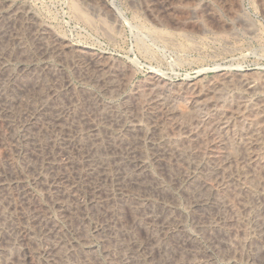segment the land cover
<instances>
[{
  "label": "rangeland",
  "instance_id": "1",
  "mask_svg": "<svg viewBox=\"0 0 264 264\" xmlns=\"http://www.w3.org/2000/svg\"><path fill=\"white\" fill-rule=\"evenodd\" d=\"M0 5V16L24 8L48 31L46 48L27 42L29 20L19 16L13 33L26 35L27 44L1 59L6 70L0 71V97L7 90L10 103L0 109V243L12 254L1 246L0 264H29L23 253L27 244L35 264H125L119 256L128 238L121 239L119 229L128 228L143 245L149 237L134 225L139 208L132 200L141 189L119 187L114 175L136 170L139 160L147 166L141 200L169 218L173 235L160 236L164 243L180 249L178 237L190 235L200 264H264V217L257 214L264 200V0H4ZM53 38L70 49L61 53ZM82 51L98 62L81 58ZM23 66L35 68L38 77H24ZM8 70L18 73L20 84L38 87L2 82ZM37 102L45 103L46 111L25 125L24 116ZM26 135L39 146L21 143ZM127 151L135 157L124 155ZM163 151L192 160L158 158ZM95 155L117 158V164L112 159L108 173L96 169L86 175ZM203 183L215 205L196 208L193 195ZM214 206L220 219L209 228L202 212ZM107 224L117 236L102 229ZM19 231L26 243L16 239ZM50 244L59 248L54 259L46 253ZM138 253L134 258L146 264L160 260L156 253L151 259Z\"/></svg>",
  "mask_w": 264,
  "mask_h": 264
},
{
  "label": "bare ground",
  "instance_id": "2",
  "mask_svg": "<svg viewBox=\"0 0 264 264\" xmlns=\"http://www.w3.org/2000/svg\"><path fill=\"white\" fill-rule=\"evenodd\" d=\"M0 2H2V3H4V0H0ZM261 3V2H260ZM7 4V3H6ZM5 5V4H4ZM1 6V5H0ZM6 6V5H5ZM24 6V5H23ZM150 6V5H149ZM143 8V7H142ZM1 9V8H0ZM196 9V8H195ZM193 11V10H192ZM90 12H92L91 10H90ZM95 12V11H94ZM195 13V12H194ZM198 13V12H197ZM199 13H200V11H199ZM211 13V12H210ZM1 14V13H0ZM9 14V13H8ZM6 14V15H3V16H0V71H5L6 70V68H4L5 66H4V63H2L1 62V59L9 52V50H11V48H15L16 49V47L17 48H19V50L20 49H23V47L25 46V43L27 44V42H31V41H33L34 42V45H37L38 47H44V48H46L45 47V39H47V32H46V30L43 28V27H41L40 25H38L37 23H38V21H37V23H36V20H34V19H32V16H29L30 14L28 13V11H26L24 8L23 9H15L14 11H12L11 12V14ZM19 16H24V17H27L28 19L27 20H29L28 22H29V26L28 27H30V29H31V32H30V34L32 35V38H31V40H29V41H27L26 42V35H25V37H22L21 35H15L14 33H13V28L14 27H16V25L17 24H19V23H17L16 24V21L17 20H20V19H17ZM237 16V15H236ZM20 18V17H19ZM25 20V19H24ZM27 20H25L26 22H27ZM24 21V22H25ZM241 21V20H240ZM21 22H22V20H21ZM198 23V22H197ZM22 25H23V23H21ZM27 24V23H26ZM105 24V23H104ZM116 24V23H115ZM248 24V23H247ZM97 25V24H96ZM238 25V24H237ZM249 25V24H248ZM18 26H20V25H18ZM196 28V27H195ZM27 29H29V28H27ZM248 29V28H247ZM103 31V30H102ZM17 32V31H16ZM18 33V32H17ZM23 33V32H22ZM53 35V34H52ZM24 36V35H23ZM29 39V38H28ZM27 39V40H28ZM54 40V43H55V46H56V49L58 50V51H60L61 53H62V51H65V50H68V49H70V47H69V45H67L63 40H59V39H55V38H53ZM52 41V42H53ZM5 43V44H4ZM32 43V42H31ZM3 44L5 45V46H3ZM28 45H30V44H28ZM33 45V44H32ZM27 46V45H26ZM31 46V45H30ZM29 47V46H28ZM43 48V49H44ZM29 49V48H28ZM40 49V48H39ZM55 49V50H56ZM46 50V49H45ZM44 50V51H45ZM54 50V49H53ZM14 51H16V50H14ZM21 51V50H20ZM28 50H26V52H27ZM33 51V50H32ZM52 51V50H51ZM72 51V50H71ZM78 51V50H77ZM85 51V50H84ZM22 52V51H21ZM24 52V51H23ZM30 52V51H29ZM60 52H58V53H60ZM83 52V51H82ZM79 53L78 52V54L81 56V58L82 57H88L90 60H95V61H97L98 62V60H96V59H94L93 58V54L91 55L89 52H83V53ZM19 53V52H18ZM28 53V52H27ZM31 53V52H30ZM30 53H29V55H30ZM54 53V52H53ZM64 53V52H63ZM93 53V52H92ZM9 54V53H8ZM7 54V55H8ZM16 54V53H15ZM22 54V53H21ZM20 54V55H21ZM74 54V53H73ZM10 55V54H9ZM27 55V54H26ZM68 55H69V53H68ZM78 55V56H79ZM23 56H24V54H23ZM76 56V55H75ZM26 58H27V56H25ZM29 57H31V55L29 56ZM62 57V56H61ZM25 58V59H26ZM105 58V57H104ZM6 59V58H5ZM12 59H14V58H12ZM20 59V58H19ZM79 60V59H78ZM102 60V59H101ZM101 60H99L100 62H101ZM33 61V60H32ZM58 61V60H57ZM75 61V60H74ZM60 63V62H59ZM104 64V63H103ZM111 64V63H110ZM114 64H116V63H114ZM34 66V65H33ZM37 66V65H36ZM78 66V65H77ZM8 68V67H7ZM10 68V67H9ZM57 68V67H56ZM1 69H3V70H1ZM54 69V68H53ZM71 69V68H70ZM77 69V68H76ZM32 70V71H31ZM31 70H28L27 68H25V66H23V67H21L20 68V71H21V73H23L24 74V77H25V74L26 73H30V74H34V77H36L35 76V74H36V72H37V70L36 71H34L35 70V68H33L32 67V69ZM42 71V70H41ZM48 71V70H47ZM52 71V70H51ZM57 71V70H56ZM80 71V70H79ZM97 71V70H96ZM17 72H18V69H17ZM44 72V71H43ZM62 72V71H61ZM123 72V71H122ZM3 73V72H2ZM5 73V72H4ZM38 73H39V71H38ZM38 73H37V75H38ZM49 73V72H48ZM59 73V72H58ZM104 73V72H103ZM106 73V72H105ZM113 73V72H112ZM18 73H15L13 70H8V72L6 73V75H5V77H6V79H4L2 82H11L12 83V85L15 83V85L14 86H19V87H22V88H24V89H34V88H37L36 87V84H38V83H34V84H20L19 82H17V80H16V78H18V75H17ZM23 74H21V76L23 75ZM51 74V73H50ZM65 74V73H64ZM111 74V73H110ZM80 76V75H79ZM101 76V75H100ZM20 77V76H19ZM26 77H28V75H26ZM32 77V76H31ZM38 77V76H37ZM36 77V78H37ZM40 77H42L41 75H40ZM82 77V76H81ZM86 77V76H85ZM111 77V76H110ZM52 78V77H51ZM120 78V77H119ZM251 78V77H250ZM39 79V78H38ZM43 79V78H42ZM225 79V78H224ZM44 80V79H43ZM64 80V79H63ZM84 80V79H83ZM98 80V79H97ZM107 80V79H106ZM226 80V79H225ZM34 81V80H33ZM4 82V83H5ZM26 82V81H25ZM113 82V81H112ZM126 82V81H125ZM245 82V86H247L248 88H254V86L255 85H252V83L253 82H248V81H244ZM3 83V85H5ZM116 83V82H115ZM118 83V82H117ZM240 83V82H239ZM6 84H8V83H6ZM68 84V83H67ZM66 84V85H67ZM9 85V84H8ZM7 85V86H8ZM59 85V84H58ZM2 86V85H1ZM6 86V87H7ZM11 86V85H10ZM60 86V85H59ZM100 86V85H99ZM107 86V85H106ZM122 86V85H121ZM262 86V85H261ZM3 87V86H2ZM9 87V86H8ZM103 87V86H102ZM13 88V87H12ZM1 89H4V88H1ZM8 89V88H7ZM15 89V88H14ZM5 90H6V88H5ZM44 90V89H43ZM79 90V89H78ZM42 91V90H41ZM53 91H56V90H53ZM67 91V90H66ZM90 91V90H89ZM108 91V90H107ZM113 91V90H112ZM131 91V90H130ZM258 91V90H257ZM1 92H4V91H1ZM27 92V91H26ZM168 92V91H167ZM211 92V91H210ZM5 93H6V95H7V90L5 91ZM9 93V92H8ZM33 93V92H32ZM40 93V92H39ZM56 93V92H55ZM10 94V93H9ZM50 94V93H49ZM81 94V93H80ZM198 94V93H197ZM4 93H2V97H0V109L1 110H4V109H6L7 107H6V105L8 104V103H10V101L8 100V96H6ZM73 95V94H72ZM87 95V94H86ZM159 95H160V93H159ZM238 95V94H237ZM15 96V95H14ZM88 96V95H87ZM115 96V95H114ZM44 97V96H43ZM65 97V96H64ZM72 97V96H71ZM77 97V96H76ZM91 97V96H90ZM111 97V96H110ZM70 98V97H69ZM79 98V97H78ZM85 98V97H84ZM174 98V97H173ZM13 99V98H12ZM91 99V98H90ZM95 99V98H94ZM206 99V98H205ZM259 99V98H258ZM73 100V99H72ZM100 100V99H99ZM152 100V99H151ZM193 100V99H192ZM21 101V100H20ZM85 101V100H84ZM102 101V100H101ZM130 101V100H129ZM147 101V100H146ZM171 101V100H170ZM196 102H197V100H195ZM260 101V100H259ZM61 102V101H60ZM83 102V101H82ZM92 102V101H91ZM112 102V101H111ZM235 102V101H234ZM20 103V102H19ZM72 103V102H71ZM75 103V102H74ZM86 103V102H85ZM136 103V102H135ZM173 103V102H172ZM206 103V102H205ZM229 103V102H228ZM93 106H95V107H97L96 106V101H93L92 103H91ZM24 105V104H23ZM105 105V104H104ZM151 105V104H150ZM226 105V104H225ZM230 105H232V104H230ZM263 105V104H262ZM11 106V105H10ZM19 106V105H18ZM69 106L71 107V108H73V107H75V105H73V104H69ZM161 106V105H160ZM26 107V106H25ZM91 107V106H90ZM106 107V106H105ZM155 107V106H154ZM216 107V106H215ZM232 107V106H231ZM45 108H47L46 107V104L45 103H40L39 105H38V102H37V106H35V108L33 107L32 108V112L33 113H31V114H27L26 113V115L24 116L25 117V120H24V124L25 125H28V123H30L31 121H36L37 120V118H39L41 115H43V113L46 111L45 110ZM94 108V107H93ZM114 108V107H113ZM140 108V107H139ZM152 108V107H151ZM19 109V108H18ZM24 109V108H23ZM96 109V108H95ZM99 109H100V107H99ZM76 110V109H75ZM87 110V109H86ZM94 110V109H93ZM103 110V109H102ZM140 110V109H139ZM157 110V109H156ZM250 110V109H249ZM80 111V110H79ZM95 111V110H94ZM220 111V110H219ZM256 111H257V109H256ZM11 112H13V111H11ZM58 112V111H57ZM87 112V111H86ZM116 112V111H115ZM137 112V111H136ZM150 112V111H149ZM94 113V112H93ZM97 113V112H96ZM145 113V112H144ZM3 114V113H2ZM49 114V113H48ZM68 114V113H67ZM87 114V113H86ZM146 114V113H145ZM150 114V113H149ZM24 115V114H23ZM61 115V114H60ZM82 115V114H81ZM80 115V116H81ZM89 115V114H88ZM112 115V114H111ZM147 115V114H146ZM6 116V115H5ZM55 116H57V115H55ZM75 116V115H74ZM90 116V115H89ZM123 116V115H122ZM131 116V115H130ZM169 116V115H168ZM219 116V115H218ZM59 117V116H58ZM96 117V116H95ZM125 117V116H124ZM134 117V116H133ZM16 118V117H15ZM65 118V117H64ZM75 118V117H74ZM110 118V117H109ZM1 119V118H0ZM76 119V118H75ZM95 119V118H94ZM98 119V118H97ZM105 119V118H104ZM107 119V118H106ZM220 119V118H219ZM121 120V119H120ZM159 120V119H158ZM164 120V119H163ZM98 121V120H97ZM133 121H134V119H133ZM136 121V120H135ZM168 121V120H167ZM32 122V123H33ZM38 122V121H37ZM80 122V121H79ZM137 122V121H136ZM149 122V121H148ZM18 123V122H17ZM40 123V122H39ZM108 123V122H107ZM113 123V122H112ZM160 123V122H159ZM38 124V123H37ZM93 124V123H92ZM94 124H96V123H94ZM153 124V123H152ZM161 124V123H160ZM173 124V123H172ZM25 125H23V126H25ZM30 125V124H29ZM77 125V124H76ZM108 125V124H107ZM138 125V124H137ZM136 124L135 125H133V126H137ZM150 125V124H149ZM81 126V125H80ZM86 126V125H85ZM166 126V125H165ZM26 127V126H25ZM82 127V126H81ZM92 127H93V125H92ZM95 127V126H94ZM137 127H139V126H137ZM136 127V128H137ZM160 127V126H159ZM163 127V126H162ZM225 127V126H224ZM11 128V127H10ZM19 128V127H18ZM131 128V127H130ZM133 128H135V127H133ZM24 129V128H23ZM160 129H162V128H160ZM15 130V129H14ZM13 130V131H14ZM34 130V129H33ZM79 130V129H78ZM102 130V129H101ZM30 131H32V130H30ZM37 131H39V130H37ZM97 131V130H96ZM95 131V132H96ZM100 132V131H99ZM14 133V132H13ZM134 133V132H133ZM189 133V132H188ZM28 134V133H27ZM102 134V133H101ZM117 134V133H116ZM121 134V133H120ZM153 134V133H152ZM30 135V134H29ZM32 135V134H31ZM110 135V134H109ZM125 135V134H124ZM127 135V134H126ZM151 135V134H150ZM135 136V135H134ZM33 137V136H32ZM40 137V136H39ZM92 137V136H91ZM147 137V136H146ZM93 138H94V136H93ZM104 139V138H103ZM113 139V138H112ZM112 139H110V140H112ZM184 139V138H183ZM182 139V140H183ZM35 140V139H34ZM32 138H30V137H28L27 135L26 136H22L21 137V139H20V142L21 143H24V144H26V142H32V146L35 148H37L38 146H39V144H37L36 142V140L34 141ZM152 140V139H151ZM11 141V140H10ZM90 141V140H89ZM107 141H109V140H107ZM113 141V140H112ZM112 141H109L108 143H110V142H112ZM122 141V140H121ZM173 141V140H172ZM145 142V141H144ZM13 143H16V145L19 147V144H21V143H19V141L18 140H14L13 141ZM90 143V142H89ZM107 143V142H106ZM129 144V143H128ZM112 145H114V142H113V144ZM108 146H110V148H108L109 149V151L111 150V147H113V146H111V145H107V147ZM14 147V146H13ZM106 147V146H105ZM116 147V146H115ZM126 147V146H125ZM15 148V147H14ZM120 148V147H119ZM155 148V147H154ZM16 149H17V147H16ZM33 149V148H32ZM90 149V148H89ZM135 149V148H134ZM31 150V149H30ZM128 150V149H127ZM156 151H157V149H156ZM167 151V150H166ZM115 152V149H113V150H111L110 151V153L111 154H115L114 153ZM138 152H140V151H138ZM164 152V151H163ZM16 153V152H15ZM124 155H126V156H130V157H135L134 156V154L132 153V152H130V151H127L126 152V154H124ZM191 155V154H190ZM138 156V155H137ZM159 157L158 158H160V159H162L163 157H166V156H169V158H166V159H170V158H174L176 161H177V163L178 162H180V163H184V162H187V161H189V160H192V159H189L190 157L187 155V154H166L165 152L164 153H162V154H159L158 155ZM95 157H96V163H95V165H91L88 169H86V172H85V174L86 175H93L94 174V172L96 171V169H100L101 171H103L104 173L107 171V173H108V171H109V167L111 166V165H113L112 163H111V161L110 160H112L113 159V157H111V159H110V157L108 156V155H106V157H102V155H95ZM157 157V156H156ZM155 157V158H156ZM93 159V158H92ZM132 159V158H131ZM144 159V158H143ZM164 159V158H163ZM6 160V159H5ZM116 160H117V158H116ZM116 160L115 159H113V163L115 164H117V162H116ZM120 161L121 160H123V158H122V156L120 157V159H119ZM124 160H125V158H124ZM175 160H173V161H175ZM194 160V159H193ZM163 161V160H162ZM169 161H171V160H169ZM200 161V160H199ZM152 162V161H151ZM172 162V161H171ZM92 163V162H91ZM120 163V162H119ZM123 163V162H122ZM136 163H138V166H137V168H136V170H134V171H128L127 169H125L124 170V168H123V173H122V175H120V174H115L114 175V178H118L119 180H120V182H119V180L117 179V181H118V185H119V187H121L122 185L124 186H126V185H130L131 187H134V188H136V190L137 189H141V192L139 191L135 196H137V198H135V200H132L133 201V203L134 204H136V208H139V210H138V216H137V218H135L134 219V225H135V227L137 226L138 228L140 227V228H144L145 229V231H146V233H147V236L149 237L148 239V242L149 243H146V244H140V243H138L137 242V240L135 239V238H133V236H131V233H129V232H131V231H127V229L125 230V229H123V227L122 228H120L119 230H120V232H119V234L122 236V238L121 239H123L124 237H126V238H128V244H126L125 246H121V248L120 247H118V248H120V249H125V250H123V251H125V253L123 254H121V256H119L120 258H121V261H123L125 264H146V262L144 261V260H141V257H139L140 258V260H139V258L138 259H135L134 258V255H136V254H139L138 252H141L142 254H144L145 256H144V259H151L150 257H151V254H152V256L154 255L155 256V253L157 254V255H159V258H160V260L158 261V262H156V264H200V260H199V258L197 257V254H196V251H195V249H196V246H193V237L192 236H188V235H180L178 238V240L180 241V246L182 247L183 246V248H180V249H178L177 247H175V248H173L172 249V247L171 246H169V245H167L166 243H164L162 240L163 239H160V236H165L166 234L167 235H169L170 233H172V232H170L171 231V229H170V227H169V222L167 223V221H169V218L167 217V216H160L158 213H156L155 211H154V209H152V207L150 208L149 206H147V204H145V201L144 200H141V198H142V196H140V194H144V193H146V191H147V185L145 184V182H146V180H145V178L147 177V174H146V177H145V172L147 171V166L145 165V163L143 162V160L142 161H137ZM165 163V162H164ZM168 163V162H167ZM175 163V162H174ZM10 164V163H9ZM12 164V163H11ZM126 164V163H125ZM130 164V163H129ZM170 164V163H169ZM169 164H167V166L169 165ZM173 164V163H172ZM176 164V163H175ZM12 165H14V164H12ZM25 165V164H24ZM72 165V164H71ZM86 165V164H85ZM119 165V164H118ZM165 165V164H164ZM185 165V164H184ZM5 166V165H4ZM9 166V165H8ZM23 166V165H22ZM84 166V165H83ZM166 166V167H167ZM182 166V165H181ZM29 167V166H28ZM136 167V166H135ZM80 169V168H79ZM111 169H112V167H111ZM188 169V168H187ZM204 169V168H203ZM209 169V168H208ZM117 170H120V169H117ZM77 171V170H76ZM199 171V170H198ZM97 172V171H96ZM95 172V173H96ZM100 172V171H99ZM102 172V173H103ZM184 172H185V170H184ZM212 173V172H211ZM20 174V173H19ZM100 174V173H99ZM204 174V173H203ZM168 175V174H167ZM79 176V175H78ZM106 177L107 176H110V175H105ZM149 176V175H148ZM112 177V176H111ZM184 177V179L186 178L187 179V176L186 175H184L183 174V176H182V178ZM92 178H94V177H92ZM98 178V177H97ZM101 178V177H100ZM149 178V177H148ZM155 178V177H154ZM127 179V180H126ZM147 179V178H146ZM150 179V178H149ZM148 179V180H149ZM207 179V178H206ZM211 179V178H210ZM147 180V181H148ZM84 181V180H83ZM89 181V180H88ZM91 181V180H90ZM116 181V180H115ZM150 181V180H149ZM151 182H152V180H151ZM106 183V182H105ZM119 183H122V184H119ZM148 183V182H147ZM157 184V183H156ZM193 184V183H192ZM196 184V183H195ZM198 184V183H197ZM196 184V186L198 187V185ZM201 184V183H200ZM6 185V184H5ZM92 185V184H91ZM109 185V184H108ZM116 185V184H115ZM154 185V184H153ZM194 185V184H193ZM16 186V185H15ZM122 186V187H123ZM148 186H149V184H148ZM151 186V185H150ZM150 186H149V189H152V188H150ZM196 186H193V189H194V187L197 189V187ZM121 187V188H122ZM203 187V188H202ZM202 187H201V185H200V189H198V191H196L195 192V194L193 195L194 196V198H195V200L193 201V205H195V207L196 208H198V207H207L208 205L210 206H213V205H215V204H213L212 202H210V200H209V198L205 195V193H204V188H206L207 187V184L206 183H203L202 184ZM154 188H155V186H154ZM126 189H127V187H126ZM196 189H194V190H196ZM89 190V189H88ZM208 191V190H207ZM7 192V191H6ZM5 192V193H6ZM93 192V191H92ZM120 192H122V189H120ZM137 192V191H136ZM194 192V191H193ZM163 193V192H162ZM113 194V193H112ZM255 194V193H254ZM258 194V193H257ZM9 196H10V194H9ZM91 196V195H90ZM115 196V195H114ZM121 196H122V194H121ZM155 196V195H154ZM255 196V195H254ZM6 197V196H5ZM126 197H128V196H126ZM175 197V196H174ZM101 198V197H100ZM143 198H145V197H143ZM13 199V198H12ZM25 199H27V198H25ZM107 199V198H106ZM112 199V198H111ZM123 199V198H122ZM190 199V198H189ZM5 200V199H4ZM96 200V199H95ZM8 201V200H7ZM15 201V200H14ZM26 201V200H25ZM120 201V200H119ZM212 201V200H211ZM127 202V201H126ZM165 202V201H164ZM175 202V201H174ZM16 203V202H15ZM103 203V202H102ZM125 203V202H124ZM176 203V202H175ZM127 204H128V202H127ZM132 204V203H131ZM188 204V203H187ZM186 204V205H187ZM192 204V203H191ZM227 205V204H226ZM226 205H225V207H226ZM97 206V205H96ZM131 206V205H130ZM257 206H259V205H257ZM1 207V206H0ZM90 207V206H89ZM118 207H120V206H118ZM132 207H133V205H132ZM221 207V206H220ZM96 208V207H95ZM106 208V207H105ZM134 208V207H133ZM132 208V209H133ZM135 208V209H136ZM184 208H186V207H184ZM210 208V207H209ZM209 208H208V210H209ZM224 208V207H223ZM255 208V207H254ZM259 210H260V212H258L257 214H258V216H262V217H264V200L262 201V204H261V207L259 206ZM8 209V208H7ZM122 209V208H121ZM187 209V208H186ZM225 209V208H224ZM247 209V208H246ZM257 209V208H256ZM106 210V209H105ZM134 210V209H133ZM200 210V209H199ZM214 210V211H213ZM251 210V209H250ZM21 211V210H20ZM135 211V210H134ZM207 211V210H206ZM218 208H217V206H214L213 207V209L212 210H210V211H208V212H202V213H204L203 215H202V224H204V225H206V226H208L209 228H212V225L214 224V222H215V219L216 218H218ZM112 212V211H111ZM160 212V211H159ZM175 212V211H174ZM223 212V211H222ZM251 212V211H250ZM256 213V212H255ZM6 215V214H5ZM190 215V214H189ZM21 216V215H20ZM95 216V215H94ZM123 216V215H122ZM125 216V215H124ZM193 216V215H192ZM6 217V216H5ZM4 217V218H5ZM38 217V216H37ZM92 217V216H91ZM100 217V216H99ZM120 217V216H119ZM95 218V217H94ZM105 218V217H104ZM226 218V217H225ZM255 218H256V216H255ZM195 219V218H194ZM200 219V218H199ZM218 219H220V218H218ZM109 220V219H108ZM112 220V219H111ZM116 220V219H115ZM228 220V219H227ZM258 220V219H257ZM30 221V220H29ZM177 221V220H176ZM255 221H256V219H255ZM25 222V221H24ZM46 222V221H45ZM259 221H257V223H258ZM36 223V222H35ZM179 223V222H178ZM261 226H264V218H262V220H261ZM12 224V223H11ZM18 224V223H17ZM115 224H116V221H115ZM114 225V224H113ZM180 225V224H179ZM52 226V225H51ZM92 226V225H91ZM112 226V225H111ZM115 226V225H114ZM174 226H176V225H174ZM225 226V225H224ZM102 227V226H101ZM121 227V226H120ZM133 227V226H132ZM223 227V226H222ZM258 227V226H257ZM12 228L13 227H11V230H12ZM258 228H261V227H258ZM102 229H104V230H106V232H107V234H112V233H117V232H115L114 230H115V228L114 227H110V224H109V226H108V224H107V228H105V226L102 228ZM133 229V228H132ZM135 229V228H134ZM183 229V228H182ZM220 229V228H219ZM264 229V228H263ZM14 230H16V229H14ZM48 230H50V229H47V231ZM103 230V231H104ZM116 230H117V228H116ZM129 230V229H128ZM174 230V229H173ZM255 230L256 231H258V230H260V229H256V227H255ZM45 231V230H44ZM16 232H18V231H16ZM46 232V231H45ZM50 232H54V231H50ZM105 232V231H104ZM105 232V233H106ZM12 234V233H11ZM17 234V233H16ZM50 234V233H49ZM104 234V233H103ZM176 234V233H175ZM184 234V233H183ZM189 234V233H188ZM30 235V234H29ZM32 235V234H31ZM57 235V234H56ZM99 235V234H98ZM134 235V234H133ZM136 235V234H135ZM170 235H173V233L172 234H170ZM192 235V234H191ZM16 236H18V237H16ZM15 237H16V239L17 238H19L20 240L19 241H26V239H25V232H20L19 231V235L17 234ZM108 236V235H107ZM107 236H104V237H107ZM113 236V235H112ZM114 236H117V234L116 235H114ZM119 236V235H118ZM12 237V236H11ZM50 237H51V235H50ZM103 237V238H104ZM224 237V236H223ZM52 238V237H51ZM86 238V237H85ZM102 238V237H101ZM114 238V237H113ZM162 238H164V237H162ZM171 238V237H170ZM175 238V237H174ZM215 238V237H214ZM264 238V237H263ZM1 239V238H0ZM104 239H106V238H104ZM165 239V238H164ZM28 240V239H27ZM87 240V239H86ZM114 240V239H113ZM115 240H118V239H115ZM124 240H126V239H124ZM147 240V239H146ZM3 241V240H2ZM12 241H18V240H12ZM12 241H10V243L12 242ZM48 241V240H47ZM91 241V240H90ZM121 241H123V240H121ZM139 241V240H138ZM165 241H166V239H165ZM222 241V240H221ZM220 241V242H221ZM40 242V241H39ZM53 242H55V241H53ZM57 242V241H56ZM116 242H119V241H116ZM147 242V241H146ZM171 242V241H170ZM214 242H217V241H214ZM219 242V243H220ZM12 243H14V242H12ZM18 243V242H17ZM26 243V242H25ZM89 243V242H88ZM107 243V242H106ZM120 243V242H119ZM224 243H226V241L224 242ZM3 244V243H2ZM1 243H0V248H2L3 246H5V245H2ZM20 244H22V243H20ZM46 244V243H45ZM57 244H59L58 242H57ZM118 244V243H117ZM122 245H124L125 244V242L124 243H121ZM221 244V243H220ZM28 245L29 244H27V248L25 249L26 251L25 252H23L24 253V255L25 256H27V260H29V262L31 263V264H35L36 262H35V260H34V257H33V253H32V249H30V248H28ZM120 245V244H119ZM2 246V247H1ZM8 246H10V244L8 245ZM13 246V245H12ZM11 246V248H14V246L12 247ZM18 246H20V245H18ZM18 246L16 245V247L15 248H18ZM23 246V245H22ZM226 246V245H225ZM251 246V245H250ZM5 247H7V246H5ZM5 247H3L2 249H4ZM58 246L56 245V244H50L49 245V248L47 249V252L46 253H48L49 254V257L51 258V259H54V257L56 256L55 254H57V250H59V248L56 250V248H57ZM208 247V246H207ZM222 247V246H221ZM227 247V246H226ZM23 248V247H22ZM213 248V247H212ZM229 248V247H228ZM2 249H0V254H3V253H1V250ZM6 249V248H5ZM9 249H10V247H9ZM63 249V248H62ZM66 249V248H65ZM111 249V248H110ZM200 249V248H199ZM198 249V250H199ZM12 250V249H11ZM78 249H76V251H77ZM130 250V251H129ZM3 251H6L7 253H9V250L8 249H6V250H3ZM2 251V252H3ZM13 251V250H12ZM18 251V250H17ZM16 251V252H17ZM20 251V250H19ZM18 251V254L17 255H21V253ZM21 251H22V249H21ZM206 251V250H205ZM251 251V250H250ZM256 251V250H255ZM11 252V251H10ZM59 252V251H58ZM128 254H127V253ZM23 253H22V255L20 256V257H22L23 256ZM64 253V252H63ZM63 253H61V255L60 254H58V255H60V256H62V258H64L65 257V254H63ZM4 254H5V252H4ZM12 254V253H11ZM10 253L8 254V256L9 255H11ZM47 254V255H48ZM76 254V253H75ZM91 254V253H90ZM97 254V253H96ZM14 255V254H13ZM12 255V256H13ZM55 255V256H54ZM104 255V254H103ZM119 255V254H118ZM156 255V256H157ZM172 255H174V257H172ZM222 255V254H221ZM254 255V254H253ZM2 256V255H1ZM4 256V255H3ZM18 256V257H19ZM59 256V257H60ZM205 256V255H204ZM5 257H7L6 255H5ZM162 257V258H161ZM10 258H12V257H10ZM16 258V257H15ZM14 257H13V259H15ZM118 258V257H117ZM2 259V258H1ZM6 259V258H5ZM21 259V258H20ZM49 259V258H48ZM85 259V258H84ZM119 259V258H118ZM143 259V258H142ZM224 259V258H223ZM261 259V258H260ZM10 260V259H9ZM12 260V259H11ZM19 260V259H18ZM23 260V259H22ZM25 260V259H24ZM23 260V261H24ZM73 260V259H72ZM154 260V259H153ZM19 261H21V260H19ZM26 261V260H25ZM95 261V260H94ZM152 262V259L151 260H149L148 262ZM8 262H11V261H8ZM17 262V261H16ZM151 262H150V264H151ZM1 263V262H0ZM6 263V262H5ZM4 263V264H5ZM20 263V262H19ZM21 263H23V262H21ZM20 263V264H21ZM25 263V262H24ZM23 263V264H24ZM26 263H27V261H26ZM29 263V264H30ZM155 263V262H154ZM3 264V263H2ZM38 264V263H37ZM55 264V263H54ZM72 264V263H71ZM112 264V263H111ZM202 264V263H201Z\"/></svg>",
  "mask_w": 264,
  "mask_h": 264
}]
</instances>
